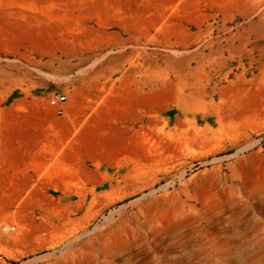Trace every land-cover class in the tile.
<instances>
[{"label": "rangeland", "instance_id": "obj_1", "mask_svg": "<svg viewBox=\"0 0 264 264\" xmlns=\"http://www.w3.org/2000/svg\"><path fill=\"white\" fill-rule=\"evenodd\" d=\"M0 264H264V0H0Z\"/></svg>", "mask_w": 264, "mask_h": 264}, {"label": "built area", "instance_id": "obj_2", "mask_svg": "<svg viewBox=\"0 0 264 264\" xmlns=\"http://www.w3.org/2000/svg\"><path fill=\"white\" fill-rule=\"evenodd\" d=\"M48 105L55 109L56 114L63 115L65 112L66 96L63 94H56L48 98Z\"/></svg>", "mask_w": 264, "mask_h": 264}, {"label": "crops", "instance_id": "obj_3", "mask_svg": "<svg viewBox=\"0 0 264 264\" xmlns=\"http://www.w3.org/2000/svg\"><path fill=\"white\" fill-rule=\"evenodd\" d=\"M26 184H27L26 182H23V183H21V186H22V187H25Z\"/></svg>", "mask_w": 264, "mask_h": 264}]
</instances>
